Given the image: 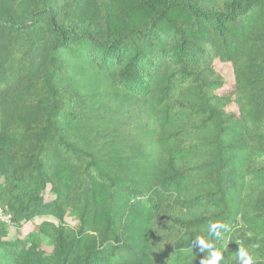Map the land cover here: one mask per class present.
<instances>
[{
    "label": "trees",
    "instance_id": "trees-1",
    "mask_svg": "<svg viewBox=\"0 0 264 264\" xmlns=\"http://www.w3.org/2000/svg\"><path fill=\"white\" fill-rule=\"evenodd\" d=\"M0 209V264H264V0H0Z\"/></svg>",
    "mask_w": 264,
    "mask_h": 264
},
{
    "label": "clouds",
    "instance_id": "clouds-1",
    "mask_svg": "<svg viewBox=\"0 0 264 264\" xmlns=\"http://www.w3.org/2000/svg\"><path fill=\"white\" fill-rule=\"evenodd\" d=\"M224 225H222L219 222H212L208 225L209 228V233L210 234H215L219 236L218 229L223 228ZM198 244L201 246V249H208L211 248L212 246L208 243L205 242V239L200 237L197 239ZM238 258H239V264H254V260L252 255L243 247H239V251L237 253ZM223 259L222 253L218 251H212L211 252V258H204L202 260V264H219V262Z\"/></svg>",
    "mask_w": 264,
    "mask_h": 264
},
{
    "label": "rangeland",
    "instance_id": "rangeland-1",
    "mask_svg": "<svg viewBox=\"0 0 264 264\" xmlns=\"http://www.w3.org/2000/svg\"><path fill=\"white\" fill-rule=\"evenodd\" d=\"M217 68L219 71L222 72V74L226 77V79L229 83H232L234 81L230 66L217 64ZM13 232H14V230H11V233H13Z\"/></svg>",
    "mask_w": 264,
    "mask_h": 264
},
{
    "label": "built area",
    "instance_id": "built-area-1",
    "mask_svg": "<svg viewBox=\"0 0 264 264\" xmlns=\"http://www.w3.org/2000/svg\"><path fill=\"white\" fill-rule=\"evenodd\" d=\"M0 222L8 225V226H13V221L11 216L7 215L6 213H4V211L2 209H0Z\"/></svg>",
    "mask_w": 264,
    "mask_h": 264
}]
</instances>
